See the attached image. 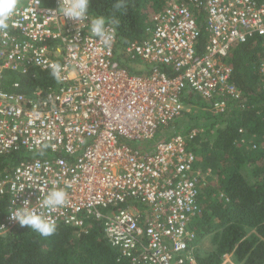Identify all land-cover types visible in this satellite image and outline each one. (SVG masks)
Masks as SVG:
<instances>
[{
  "label": "built area",
  "instance_id": "built-area-1",
  "mask_svg": "<svg viewBox=\"0 0 264 264\" xmlns=\"http://www.w3.org/2000/svg\"><path fill=\"white\" fill-rule=\"evenodd\" d=\"M59 6L22 0L19 24L0 37V156L36 153L0 174V235L20 225L11 215L25 200L47 214L38 201L60 188L70 204L51 213L57 226L82 230L88 219L101 221L117 262L196 264L191 224L211 171L196 166L187 142L200 130L158 142L152 152L144 145L181 117L187 92L213 115L230 102L242 106L227 60L234 44L254 35L264 81V0H166L142 39L124 50L154 67L148 76L119 67L117 38L111 47L100 44L89 13L77 23ZM201 29L207 37L197 54ZM53 62L63 66L62 83L51 76ZM37 72L50 74L52 84L29 88ZM43 144L55 149L40 155Z\"/></svg>",
  "mask_w": 264,
  "mask_h": 264
},
{
  "label": "trees",
  "instance_id": "trees-1",
  "mask_svg": "<svg viewBox=\"0 0 264 264\" xmlns=\"http://www.w3.org/2000/svg\"><path fill=\"white\" fill-rule=\"evenodd\" d=\"M42 2L45 6L52 4V0ZM117 2L119 0H90L89 14L93 18L115 16L121 21L116 33L115 60L132 75L148 76L154 67L129 59L124 50L131 42L142 39L151 16L164 8L166 0H125L126 12L113 8ZM198 17L202 19V15ZM206 37L201 29L197 54L201 53ZM260 59L259 36L234 44L227 61L232 68V81L243 93L242 106L230 102L228 111L213 115L207 103L187 92L184 104L205 108L207 113L183 112L145 143L151 145L148 151L152 152L158 142L168 141L179 133L187 134L192 129L200 130L187 142V147L196 157V166L209 169L211 175L200 190L201 214L193 220L191 229L196 234L195 248L205 237L210 238L213 247L206 255L194 249L196 264H222L227 255L232 256L236 264H264V81L259 75ZM167 75L171 76L169 71ZM49 84H52L50 74L37 72L36 79L27 85L34 89ZM22 158V152L0 156V174L9 171ZM0 264L126 262H117V252L106 238L102 222L88 219L82 230L58 226L56 234L49 238L17 226L12 232L0 235Z\"/></svg>",
  "mask_w": 264,
  "mask_h": 264
},
{
  "label": "clouds",
  "instance_id": "clouds-1",
  "mask_svg": "<svg viewBox=\"0 0 264 264\" xmlns=\"http://www.w3.org/2000/svg\"><path fill=\"white\" fill-rule=\"evenodd\" d=\"M22 0H0V37H7L9 30L19 24L15 19L18 10L21 6ZM90 0H60L58 12H62L63 16L69 20L77 23L87 21L89 19ZM116 11L124 9L126 12L127 4L125 0H119L113 5ZM121 21L115 16L105 18L103 16H96L90 21L91 35L98 38V42L106 47H111L115 41L117 28ZM51 76L57 83L63 82L62 72L63 66L60 63L53 62L50 64ZM39 144V141L37 142ZM55 149L54 144H43L41 146L40 155L45 154L47 148ZM70 204L69 194L66 190L54 188L49 191L47 195L41 200L38 205L41 209H46L44 212H37L30 206V201L25 200L24 206L17 208L11 215V219L18 221L22 227H27L37 233L38 235L49 238L56 234L57 224L52 219L51 213H54L61 208Z\"/></svg>",
  "mask_w": 264,
  "mask_h": 264
},
{
  "label": "rangeland",
  "instance_id": "rangeland-1",
  "mask_svg": "<svg viewBox=\"0 0 264 264\" xmlns=\"http://www.w3.org/2000/svg\"><path fill=\"white\" fill-rule=\"evenodd\" d=\"M137 61L145 63L144 61H141L139 59ZM195 110L199 111L200 113H207L206 109L202 108V107H197V108L195 107L194 108V107H189V106H186V105L184 107V112H190V111L193 112ZM125 143H127V144H129L131 146H140L141 144H144V143H139V142H128V141H126ZM150 148H151L150 144L144 145V150H148ZM22 154H23V157H28V158L36 156V153H34V152L30 153V154L22 152ZM212 247L213 246L210 243V238L209 237H205L199 242V244L196 246L195 249H196V251H198V253H200V255H206L212 250ZM231 260H233V258L231 256L228 257V258H226V256H225L224 259H223V263L224 264H230L229 261H231ZM233 263L236 264L235 262H233Z\"/></svg>",
  "mask_w": 264,
  "mask_h": 264
},
{
  "label": "crops",
  "instance_id": "crops-1",
  "mask_svg": "<svg viewBox=\"0 0 264 264\" xmlns=\"http://www.w3.org/2000/svg\"><path fill=\"white\" fill-rule=\"evenodd\" d=\"M228 257H230V255H228V256H226V258H228ZM232 257V256H231ZM230 262V264H234L233 262H234V260H231V261H229ZM222 264H224V263H222Z\"/></svg>",
  "mask_w": 264,
  "mask_h": 264
}]
</instances>
